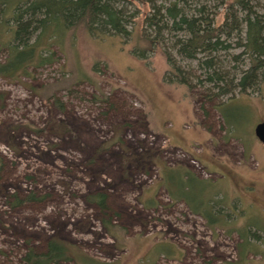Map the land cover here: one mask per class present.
<instances>
[{"label":"rangeland","instance_id":"rangeland-1","mask_svg":"<svg viewBox=\"0 0 264 264\" xmlns=\"http://www.w3.org/2000/svg\"><path fill=\"white\" fill-rule=\"evenodd\" d=\"M204 1L221 21L225 0ZM65 42L30 76H0V264H26L28 248L44 250L52 237L115 264H264V142L255 135L264 83L218 111L164 80L169 65L160 50L145 60L132 53L133 40L96 38L83 27ZM181 63L203 73L197 60ZM34 86L55 94L46 102ZM31 192L41 199L12 204ZM99 193L108 216L92 199Z\"/></svg>","mask_w":264,"mask_h":264},{"label":"trees","instance_id":"trees-1","mask_svg":"<svg viewBox=\"0 0 264 264\" xmlns=\"http://www.w3.org/2000/svg\"><path fill=\"white\" fill-rule=\"evenodd\" d=\"M139 4L148 11L143 14ZM225 5L223 19L219 21L221 13L209 8L202 0H165L162 3L157 0H0V49L7 52L6 59L0 60V76L15 80L30 76L31 68L53 63L54 47L65 51L68 35L75 36L83 27L96 38L118 36L125 44L127 40H133L132 53L145 60L160 50L169 65L164 80L184 85L194 101L213 103L219 111L237 95L259 93L264 83V11L259 10L261 0H225ZM141 16L142 21H139ZM234 48L240 51L232 52ZM223 52L231 57L230 62H235L234 65L226 64L228 59L222 57ZM185 59L197 60L203 73L197 75L187 71L181 63ZM247 61V67L239 65ZM72 81L66 79L65 87L68 88L67 82ZM198 86L200 90H196ZM53 88L34 86L33 90L48 102L55 94ZM224 97L228 101H222ZM54 103L64 107L57 98ZM176 174L184 179L191 176L175 171ZM178 184L180 180L172 178L174 190L180 187ZM14 196L13 205L41 199L35 192L25 197ZM172 198L188 203L191 210L205 217L212 227L219 225L210 221L207 211L193 207L183 196ZM92 199L108 216L107 195L99 193ZM202 206L212 211L209 203ZM104 225L111 236L116 237L109 219H104ZM248 237L244 238L245 242ZM246 249L241 251V261L245 260ZM248 249L256 254L251 247ZM23 260L26 264H60L72 260L80 264H115L94 259L57 237L50 238L44 250L29 247Z\"/></svg>","mask_w":264,"mask_h":264},{"label":"water","instance_id":"water-1","mask_svg":"<svg viewBox=\"0 0 264 264\" xmlns=\"http://www.w3.org/2000/svg\"><path fill=\"white\" fill-rule=\"evenodd\" d=\"M255 135L260 141L264 142V121H261L256 125Z\"/></svg>","mask_w":264,"mask_h":264}]
</instances>
